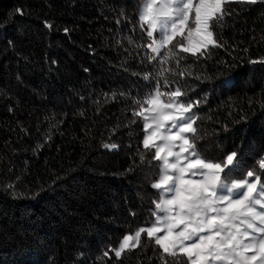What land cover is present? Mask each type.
Returning a JSON list of instances; mask_svg holds the SVG:
<instances>
[{
    "label": "trees",
    "instance_id": "1",
    "mask_svg": "<svg viewBox=\"0 0 264 264\" xmlns=\"http://www.w3.org/2000/svg\"><path fill=\"white\" fill-rule=\"evenodd\" d=\"M140 4L0 0V264H160L151 245L118 262L103 257L154 219L158 168L148 166L151 154L140 161L143 122L129 126L131 101L110 98L143 97L154 86L142 79L151 66L136 47ZM232 9L214 29L223 47L184 61L191 75L180 83L202 101L198 149L208 157L236 150L246 173L264 156V64L248 63L264 57V2ZM220 73L234 80L231 91L221 90Z\"/></svg>",
    "mask_w": 264,
    "mask_h": 264
},
{
    "label": "snow or ice",
    "instance_id": "2",
    "mask_svg": "<svg viewBox=\"0 0 264 264\" xmlns=\"http://www.w3.org/2000/svg\"><path fill=\"white\" fill-rule=\"evenodd\" d=\"M259 2L264 0H141L138 24L143 42L136 47L144 50L140 62L151 66L142 79L150 85L154 81V86L143 97L114 91L110 98L131 101L133 119L129 126L143 122L140 161L146 162L151 154L147 164L158 168V176L150 185L156 190L151 201L154 208L150 209L154 219L148 226L125 234L119 247L104 251L103 257L111 259L112 252L118 262L125 250L151 245L154 253H159L160 264H264V156L256 160L258 167L244 173L236 150L227 154L221 151L217 157L202 153L195 142L201 138L196 109L202 101L188 99L180 83L191 75L183 67L184 61L189 57L198 61L212 48L223 47L214 29L231 14L232 5ZM15 12L25 14L20 8ZM46 27L51 25L46 23ZM128 42L134 43L130 37ZM248 63L264 64V57L249 59ZM224 66L235 67L226 62ZM166 74L178 79L170 81ZM219 76L221 90L231 91L235 86L232 77ZM196 78L202 82L217 79ZM50 139L48 136L46 142ZM41 147L37 145V149ZM102 147L111 150L118 146L105 143ZM14 189L15 185L9 184L4 190L15 198Z\"/></svg>",
    "mask_w": 264,
    "mask_h": 264
},
{
    "label": "rangeland",
    "instance_id": "3",
    "mask_svg": "<svg viewBox=\"0 0 264 264\" xmlns=\"http://www.w3.org/2000/svg\"><path fill=\"white\" fill-rule=\"evenodd\" d=\"M236 178H242V177L238 176V177H236ZM119 244H120V243H119ZM119 244L117 245V247H116V248H118V247H119Z\"/></svg>",
    "mask_w": 264,
    "mask_h": 264
}]
</instances>
